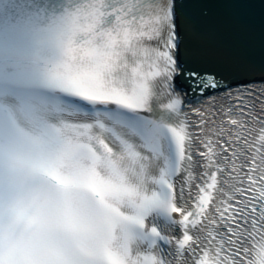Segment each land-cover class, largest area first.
Listing matches in <instances>:
<instances>
[{
  "label": "snow or ice",
  "instance_id": "6c2138e0",
  "mask_svg": "<svg viewBox=\"0 0 264 264\" xmlns=\"http://www.w3.org/2000/svg\"><path fill=\"white\" fill-rule=\"evenodd\" d=\"M0 0V264H264V0Z\"/></svg>",
  "mask_w": 264,
  "mask_h": 264
},
{
  "label": "water",
  "instance_id": "95a60500",
  "mask_svg": "<svg viewBox=\"0 0 264 264\" xmlns=\"http://www.w3.org/2000/svg\"><path fill=\"white\" fill-rule=\"evenodd\" d=\"M249 2H250L253 6H259V7H261V2H260V0H249ZM248 17H249L250 19L256 17L255 20H257L258 22H260V10H257L256 15H255L253 12H249V13H248Z\"/></svg>",
  "mask_w": 264,
  "mask_h": 264
}]
</instances>
